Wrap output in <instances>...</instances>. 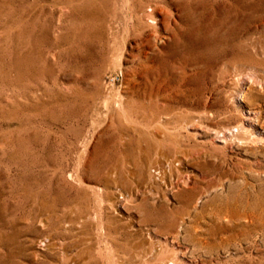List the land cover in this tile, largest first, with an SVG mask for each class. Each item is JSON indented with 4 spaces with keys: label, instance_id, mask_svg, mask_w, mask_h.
Returning a JSON list of instances; mask_svg holds the SVG:
<instances>
[{
    "label": "rangeland",
    "instance_id": "rangeland-1",
    "mask_svg": "<svg viewBox=\"0 0 264 264\" xmlns=\"http://www.w3.org/2000/svg\"><path fill=\"white\" fill-rule=\"evenodd\" d=\"M155 1L0 0V264H264V0Z\"/></svg>",
    "mask_w": 264,
    "mask_h": 264
},
{
    "label": "bare ground",
    "instance_id": "bare-ground-1",
    "mask_svg": "<svg viewBox=\"0 0 264 264\" xmlns=\"http://www.w3.org/2000/svg\"><path fill=\"white\" fill-rule=\"evenodd\" d=\"M141 5H142V3L135 10V16H136L137 20H139L141 23L145 24V22L147 23L149 17L152 16V13L158 12V2L154 0V2H149V4L147 5V7H150V11H152V12L149 11V8L143 9L141 7ZM149 22H150V20H149ZM248 114H249V116H247V118H245L246 122H248L249 120L252 119V115H251L252 112L249 113V111H248ZM240 128H241V124H240ZM242 128H244V127H242ZM219 131L216 133V136L218 133L220 134V136H223V131H220V132ZM164 157L166 158L167 156L164 155ZM173 166H174V161L171 159H166V160H163L162 162H160V164H158L156 167H153L151 169V171L153 173H155V176H157L158 178H164V177H166V175L170 174V171L172 170ZM121 198H123V196H121ZM158 248H160V250H158ZM161 251H162V246L160 244H158V245L152 246L149 250V253L156 256ZM155 264H167V262L157 260L155 262Z\"/></svg>",
    "mask_w": 264,
    "mask_h": 264
}]
</instances>
